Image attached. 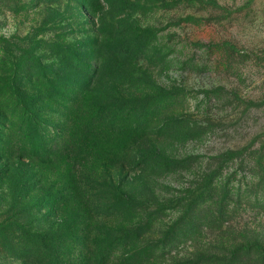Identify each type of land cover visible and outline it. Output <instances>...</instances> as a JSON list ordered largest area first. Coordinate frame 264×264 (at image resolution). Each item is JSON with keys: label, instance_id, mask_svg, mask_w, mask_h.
I'll use <instances>...</instances> for the list:
<instances>
[{"label": "rangeland", "instance_id": "rangeland-1", "mask_svg": "<svg viewBox=\"0 0 264 264\" xmlns=\"http://www.w3.org/2000/svg\"><path fill=\"white\" fill-rule=\"evenodd\" d=\"M216 171L227 199L204 191ZM255 242L264 0H0V264H186Z\"/></svg>", "mask_w": 264, "mask_h": 264}, {"label": "trees", "instance_id": "trees-1", "mask_svg": "<svg viewBox=\"0 0 264 264\" xmlns=\"http://www.w3.org/2000/svg\"><path fill=\"white\" fill-rule=\"evenodd\" d=\"M218 176H221V172L219 173V171H216L213 176L209 177V179H207L204 182L205 185L204 191L213 189L216 191V193H219L220 196L222 195L223 198L225 197L227 199L229 196H231V192L235 191V188L229 187L227 184H224L223 180L217 181L216 178ZM239 189L240 188L236 189V192ZM208 199L209 198L204 197L202 199L201 205L203 204L205 205V202ZM210 206L211 205H209V207ZM224 210L222 209L218 211L219 213L215 212L213 214L214 211L212 210V208H209V210L207 208L205 211H203V213H205L206 217H208L210 220L211 218H213V220L215 221V220H220L222 218V216L224 215L223 212ZM153 252L154 254H156L155 251ZM248 257L250 259H255L256 257L257 260L260 261L263 260L264 246H261L256 242L252 243L249 247H244L243 245H232V244L229 245L228 247L227 245H222L218 247L217 251H215V253L212 254L211 256L202 258L201 254L199 253L197 254V258H195L194 261H189L186 264H244L245 262L243 260H245ZM196 261H198V263Z\"/></svg>", "mask_w": 264, "mask_h": 264}]
</instances>
